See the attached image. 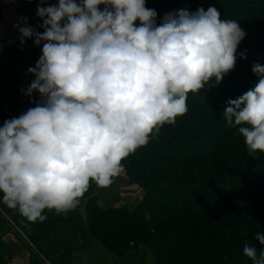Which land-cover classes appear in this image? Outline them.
I'll list each match as a JSON object with an SVG mask.
<instances>
[{
	"label": "clouds",
	"instance_id": "9594fccd",
	"mask_svg": "<svg viewBox=\"0 0 264 264\" xmlns=\"http://www.w3.org/2000/svg\"><path fill=\"white\" fill-rule=\"evenodd\" d=\"M36 15L43 32L27 17L14 27L21 45H42L24 92L39 100L0 127V199L31 221L74 209L92 181L110 185L124 159L186 114L189 92L246 59L237 53L245 30L211 6L168 12L159 24L146 0H39ZM252 72L255 84L223 111L250 155L264 153V65ZM255 239L264 246V232ZM243 254L264 264V249L257 258L246 243Z\"/></svg>",
	"mask_w": 264,
	"mask_h": 264
},
{
	"label": "rangeland",
	"instance_id": "374dc122",
	"mask_svg": "<svg viewBox=\"0 0 264 264\" xmlns=\"http://www.w3.org/2000/svg\"><path fill=\"white\" fill-rule=\"evenodd\" d=\"M152 1L154 3L157 0ZM160 3L164 5L166 0ZM167 10L165 14L168 13ZM169 12L171 11L169 10ZM245 32L246 36L238 45L237 53H244L246 59L238 55L235 67L238 65V61L241 63L242 67L250 66L257 62L264 65V19L261 23L259 22L256 25L255 30L247 31L246 29ZM213 83L215 86V82ZM220 86L221 85L217 84L219 90L217 94L220 96L218 101L217 97H214L216 98V107H218V104H220L222 100L228 101L225 98L227 97V93L225 94V90L219 88ZM38 100L39 94L34 98L33 107L36 106ZM213 101H215V99H213ZM187 107L188 111L186 114L177 117L175 124H164L157 134L150 137L149 142L145 146L139 147L126 158H130L129 161L125 164L122 162L123 168H145L147 169L146 172L157 175L159 180L163 179V185L165 186L163 189H167L166 195L169 196L168 207L174 206L173 201L175 199H177L178 206H180L182 203H185L184 197L190 198L193 195H195L197 200L203 203L205 198L199 195L198 188L204 185L206 181L210 182L221 179L220 177L224 170L235 161L237 155L235 151L239 147L238 142L240 138H242V143L244 144L242 147L248 150L243 136L238 131L228 136L227 131L222 130L227 127V124L223 117V112H219V116L215 119L219 117L217 121H220L218 125L221 129H218V126H216L215 129L217 130H213L215 132L213 137L216 136L219 139H223L225 144L222 148L218 149L216 152L210 153L208 160L206 159L198 164L189 163L186 159H170V155L174 150L181 151L183 147L185 149L186 145H184V143L186 140L191 139L192 132L188 126L183 125L184 122H193V124L198 126H205L204 123L206 122L204 118H200V115H202V117L206 116V119H208V117L214 119V114H209L211 112H205L203 110H200V113L197 112V109L200 108L199 102L187 103ZM220 109L222 110L224 107L222 106ZM178 122L182 123L179 124ZM196 132L197 135H200L199 137L195 136V139H199L197 143L200 146L201 141H205L203 140L204 131L202 132V129H197ZM226 137L227 139H224ZM164 152L166 153V157L169 158L160 161V157L157 158V155ZM255 155L257 156L254 157L262 158L264 153L256 152ZM129 181L138 187L143 197L136 205L137 207L145 200L146 191L138 183H135L136 181L134 179L129 178ZM263 186L237 185L235 188L233 197L230 199V210L233 218L239 224L237 235H232L230 227L228 225H220L218 220L215 228L217 230L216 234L211 235L209 233H204L202 229L199 228V224H201L199 221L197 226L194 227L195 229H191L193 235H189L188 242L180 246L182 254L178 258V263H174L171 259H157L152 250L148 247L146 241H148L151 236L155 237L154 235L157 234L156 228L153 227V222L150 220L152 215H150L149 211H146V225L145 231L143 232L140 230L141 224L138 223L134 217L129 218L124 212L119 215L112 214L114 210H127L129 213H133L136 207L129 208V206H117L115 204L102 202L99 199L97 202H94L92 196H86V194H84L80 200L79 209L81 208L84 210L87 217V224L88 206L93 205L91 207H94V205H97L98 208L100 207L99 209L104 211L102 218L101 215H99V227L103 233L109 236V244L104 242L103 244L100 240L94 238V247H92L88 253L79 254L78 256L80 257L76 259L75 264L125 263L128 253L143 247L150 250L152 254L143 264H252L250 258L243 254V247L246 243L254 245L257 248V258H259L261 249H264V246L260 245L259 241L255 239L257 232H264ZM218 191L220 190L218 189ZM220 194L221 192L218 196H220ZM144 212L145 211H143V213ZM187 220L188 218L184 214L181 216L177 215L176 217H174V215H165L163 218L161 216L157 217L158 223L168 224L170 227H173L177 222H180L179 225L184 224L182 222H186ZM131 223L133 225H129ZM224 240H227V242H224ZM110 245H113L115 249H120L121 251L118 252V250H114ZM3 254V250H0V255L3 256ZM128 263L127 260L126 264Z\"/></svg>",
	"mask_w": 264,
	"mask_h": 264
},
{
	"label": "trees",
	"instance_id": "16d2710c",
	"mask_svg": "<svg viewBox=\"0 0 264 264\" xmlns=\"http://www.w3.org/2000/svg\"><path fill=\"white\" fill-rule=\"evenodd\" d=\"M161 1L165 0H157L154 3L152 0H148L147 2V5L156 10L159 14L157 24H159L167 9L171 12L179 9H186L190 12H194L201 7L207 10L210 6L215 7L220 12L221 20H235L242 29H247V31L255 30L256 25L259 22L261 23L264 19V0H166L164 5H161ZM169 10L167 11L169 12ZM256 80L257 77L252 72V65L242 67L241 63L238 61V65L234 70L225 75L219 83V85H221L219 88L225 90V94L227 93V97L225 98L227 100L235 99L251 88ZM213 82H215V78H212L209 84L201 91L196 93L189 92L187 103L199 102L200 108L197 109V112L200 113V110L211 112L209 114H214V119L212 117L206 119V116L202 117V115H200V118H204L206 122H202L205 126H198L193 124L192 121V123L184 122L183 125L188 126L192 132L191 139L186 140L184 143V145H186L185 149L183 147L181 151L174 150L170 155V159H186L189 163L198 164L206 159L208 160L210 153L216 152L224 146L225 142L223 139H219L216 136L213 137L215 133L213 130H217L215 129L216 126H218V129H221L218 125L220 121H217L219 117L217 119L215 118L219 116V112L225 110L227 101L222 100V102L218 104V107H216L217 103L214 97H217L218 101L220 96L217 94V91H219L217 84L215 83V87ZM37 94L38 93H34V98ZM213 99H215V101H213ZM222 106L224 109L221 110L220 107ZM178 123L180 124L182 122ZM197 129H202V132L204 131L203 140L205 141H201L200 146L197 143L199 139H195V136H200L197 135ZM222 130L227 131L229 136L238 131V128L227 125V127ZM224 139H227V137ZM238 144L239 147L235 151V154H237L235 161L224 170L220 177L221 179L210 182L206 181L204 185L198 188V193L205 198V203L197 200L195 195H193L190 198L184 197L185 203H182L180 206H178V201L175 199L173 201L174 206L168 207L169 196L166 195L167 189H163L165 187L163 185V179L159 180L157 175L146 172L147 169L145 168L124 167L125 173H123L128 178L134 179L136 181L135 183H138L146 191L145 200L135 208L133 213H129L127 210H114L112 214L119 215L124 212L129 218L134 217V219L141 224L140 230L144 232L147 217L146 211H149L150 215H152L150 220L153 222V227L156 228L157 234L154 235L155 237L151 236L146 243H148V247L152 250L157 259H171L174 263H178V258L182 254L180 246L188 242L189 235H193L191 229H195L194 227L197 226L199 221L201 222L199 228L202 229L204 233H209L211 235L216 234L217 230L215 228L218 220L220 225H228L230 227L232 235H237L239 224L233 218L230 210V199L233 197L235 188L237 185H264V155H262V158L254 157L257 156L255 153L250 155L249 151L242 147L244 145L242 143V138H240ZM164 156L166 157L165 152L158 154L157 158L160 157V161L169 158H165ZM129 159H124L122 162L125 164ZM218 189L220 191H218ZM220 192L221 194L218 196ZM84 194H86V196H92L94 202H97L99 199L93 196L91 192ZM79 205L80 204L66 213L69 214L70 212L77 211ZM91 206L93 205L87 208L90 231L95 239L100 240L102 243L109 244V236L103 233L99 227V215H101L102 218L104 211L99 209L100 207L98 208L97 205H94V207ZM143 211L145 212L143 213ZM66 213H64V215H66ZM182 214H184L188 220L182 222L184 224L181 225H179L180 222L177 221L173 227H170L168 224L157 222L158 216L163 218L165 215H174V217H176ZM129 225L133 224L131 223ZM224 242H227V240H224ZM110 246L114 248L113 245ZM114 250H118V252L121 251L115 248Z\"/></svg>",
	"mask_w": 264,
	"mask_h": 264
},
{
	"label": "crops",
	"instance_id": "0c3cea01",
	"mask_svg": "<svg viewBox=\"0 0 264 264\" xmlns=\"http://www.w3.org/2000/svg\"><path fill=\"white\" fill-rule=\"evenodd\" d=\"M147 2L146 7L153 9ZM55 3L57 0H48V4ZM38 4L39 0H0V127L5 120L19 117L33 107L34 93L31 98L24 94L34 79L27 70L35 67L42 45L37 47L33 39L21 45L14 25L20 17H27L30 26L43 32L38 27L42 23L36 15ZM158 17L157 12V20ZM136 23L139 25V21ZM90 192L102 202L129 208L136 207L143 198L123 172L108 186L90 182L85 193ZM42 214L46 217L43 221H31L0 199V250L4 253L0 255V264H75L79 254L94 247L95 239L81 208L66 215L48 209ZM151 256L150 250L143 247L128 253L126 262L143 264Z\"/></svg>",
	"mask_w": 264,
	"mask_h": 264
},
{
	"label": "built area",
	"instance_id": "2783aa9c",
	"mask_svg": "<svg viewBox=\"0 0 264 264\" xmlns=\"http://www.w3.org/2000/svg\"><path fill=\"white\" fill-rule=\"evenodd\" d=\"M5 219H7V217H6ZM7 220H8V219H7Z\"/></svg>",
	"mask_w": 264,
	"mask_h": 264
}]
</instances>
